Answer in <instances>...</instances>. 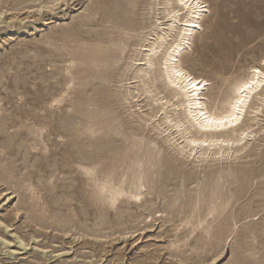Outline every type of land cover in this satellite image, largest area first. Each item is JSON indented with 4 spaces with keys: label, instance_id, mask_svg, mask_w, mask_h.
<instances>
[{
    "label": "rangeland",
    "instance_id": "374dc122",
    "mask_svg": "<svg viewBox=\"0 0 264 264\" xmlns=\"http://www.w3.org/2000/svg\"><path fill=\"white\" fill-rule=\"evenodd\" d=\"M148 1L0 0V264H264V95L251 96L238 124L248 134L227 153L180 151L182 129L164 131L179 95L160 109V82L145 94L133 67L122 73ZM201 1V28L179 58L207 80L210 108L223 77L264 68V0ZM124 33L117 62L83 61ZM210 186L229 205L197 224Z\"/></svg>",
    "mask_w": 264,
    "mask_h": 264
},
{
    "label": "bare ground",
    "instance_id": "6f19581e",
    "mask_svg": "<svg viewBox=\"0 0 264 264\" xmlns=\"http://www.w3.org/2000/svg\"><path fill=\"white\" fill-rule=\"evenodd\" d=\"M147 5V14L151 15V20L147 25L144 23L138 25L137 29H141V35L132 43L133 51L129 57L131 62L123 64L122 73L125 74L127 70L130 71L133 67L129 79H135L145 94L153 91L150 87L156 88V82H160L161 88L169 96V98L162 96L156 99L160 101V109H163V105L170 102V99L179 95V99L174 105L181 107L182 111L175 113L171 119H168L169 116L164 117V122H171L164 131L169 132L171 128L180 133L179 128L182 129L183 133L180 136L182 141L178 142L181 144L180 151L184 149L195 151V148L200 146L203 147L200 154L208 155L211 147L215 146V154L227 153L231 148L230 144L241 141L248 134L247 130L250 124L247 122L242 125L238 124H241L246 108L250 105L251 96L261 97L264 95V68L252 66L245 77L236 75L223 77V86H221L216 97L217 102L209 108L204 102L207 80L187 71L180 63L179 58L183 51L190 47L194 33L201 28L200 21L207 8H204L205 5H202L201 0H149ZM159 15L165 19L163 21L166 23L158 20ZM163 24L166 27H160ZM146 27L148 30H145ZM174 28L177 31L167 41L168 33ZM130 38L129 33H124L121 37L122 40L115 45L113 44L112 48H104L100 44H94L87 53L83 54V61L89 64L95 63L98 66L115 63L121 58ZM132 61L140 63H132ZM231 67L232 65L228 63L220 64L221 75L230 74ZM89 74L92 77L103 76L104 70ZM121 76L122 74L119 75V80H123ZM137 93H139V89ZM128 94H130L129 90L126 92V95ZM258 100L262 99L258 98ZM260 105V103L252 102L250 107L255 112L259 111ZM90 120L96 124L95 120ZM191 129L194 131L192 132ZM187 134L190 135L186 136ZM130 160L133 165H137L139 162L137 156ZM83 168L85 172H91L88 167ZM136 173L139 182H142V178L148 179L147 169ZM142 174H144L143 177ZM104 188L106 185L100 187L101 190ZM216 188V186L209 187L210 196L205 200L203 216L199 212L200 206H193V210L198 211L196 214L197 224L207 215H212V221L215 220L229 205V197L213 196L216 193ZM120 194V190L115 189L111 191L109 199L113 201ZM139 195L136 193L132 196L137 198ZM209 226L210 224L204 228V231L208 232Z\"/></svg>",
    "mask_w": 264,
    "mask_h": 264
},
{
    "label": "snow or ice",
    "instance_id": "6c2138e0",
    "mask_svg": "<svg viewBox=\"0 0 264 264\" xmlns=\"http://www.w3.org/2000/svg\"><path fill=\"white\" fill-rule=\"evenodd\" d=\"M202 87V86H201Z\"/></svg>",
    "mask_w": 264,
    "mask_h": 264
}]
</instances>
